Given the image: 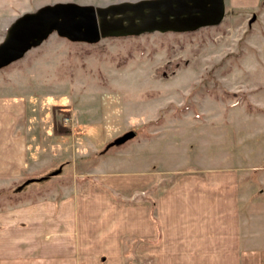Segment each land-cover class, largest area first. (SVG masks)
Listing matches in <instances>:
<instances>
[{
	"label": "crops",
	"instance_id": "obj_1",
	"mask_svg": "<svg viewBox=\"0 0 264 264\" xmlns=\"http://www.w3.org/2000/svg\"><path fill=\"white\" fill-rule=\"evenodd\" d=\"M57 1L134 0L0 6ZM220 22L247 31L254 60H240L251 74L239 82L252 89L245 100L217 99L214 124L153 136L151 146L182 150L176 163L158 157L118 170L107 158L82 184L71 178L35 199L0 206V264H264V0H223ZM30 94L0 91V189L31 173ZM213 131L215 155L206 136Z\"/></svg>",
	"mask_w": 264,
	"mask_h": 264
},
{
	"label": "rangeland",
	"instance_id": "obj_2",
	"mask_svg": "<svg viewBox=\"0 0 264 264\" xmlns=\"http://www.w3.org/2000/svg\"><path fill=\"white\" fill-rule=\"evenodd\" d=\"M41 6H0V41L15 18ZM243 31L239 24L226 28L218 22L187 31L110 35L94 42L52 31L0 67L1 92L31 93L27 142L32 164L27 181L0 189V206L35 199L44 190L71 183V178L82 184L107 158L118 170L158 157L165 164L184 159L176 145L151 146L152 138L166 137L176 128L214 124L216 110H221L217 99H234L228 104L245 100L252 89L239 82L251 74L240 60L254 58ZM57 124L70 133H55ZM129 130L132 136L114 142ZM206 136L217 154V132ZM41 176L46 179L40 182Z\"/></svg>",
	"mask_w": 264,
	"mask_h": 264
},
{
	"label": "water",
	"instance_id": "obj_3",
	"mask_svg": "<svg viewBox=\"0 0 264 264\" xmlns=\"http://www.w3.org/2000/svg\"><path fill=\"white\" fill-rule=\"evenodd\" d=\"M222 16L223 0H134L102 6L67 1L45 4L9 24L0 41V67L22 57L52 31L72 40L94 42L110 35L193 30L216 24ZM133 134V130L126 131L114 142Z\"/></svg>",
	"mask_w": 264,
	"mask_h": 264
},
{
	"label": "trees",
	"instance_id": "obj_4",
	"mask_svg": "<svg viewBox=\"0 0 264 264\" xmlns=\"http://www.w3.org/2000/svg\"><path fill=\"white\" fill-rule=\"evenodd\" d=\"M54 131H55V133H60V134L61 133H63V134L70 133V129L69 128H67L65 126H62V125H59V124L54 126Z\"/></svg>",
	"mask_w": 264,
	"mask_h": 264
}]
</instances>
